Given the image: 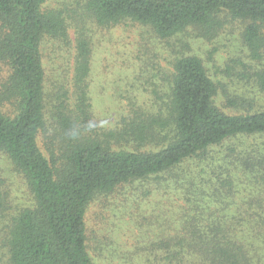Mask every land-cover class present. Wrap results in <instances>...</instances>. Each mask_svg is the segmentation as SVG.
<instances>
[{"label": "trees", "instance_id": "trees-1", "mask_svg": "<svg viewBox=\"0 0 264 264\" xmlns=\"http://www.w3.org/2000/svg\"><path fill=\"white\" fill-rule=\"evenodd\" d=\"M66 2L61 9L48 0H0V152L32 197L6 228L8 264H94L89 207L135 182L148 183V193L151 187L181 191L187 205L174 235L164 231L167 236L151 245L150 254L162 258L156 264H264V108L223 112L204 62L182 55L161 75L163 83L156 82L149 108L132 101L122 129L104 138L93 134L88 24L133 22L168 40L190 29L214 35L226 14L246 23L243 41L261 60L264 0ZM50 40L70 49L74 63L68 87L48 95L44 50ZM258 79L264 91V71ZM48 126L55 127L57 147L45 152L40 141ZM124 143L134 147L121 149ZM244 174L263 190L236 201Z\"/></svg>", "mask_w": 264, "mask_h": 264}, {"label": "rangeland", "instance_id": "rangeland-1", "mask_svg": "<svg viewBox=\"0 0 264 264\" xmlns=\"http://www.w3.org/2000/svg\"><path fill=\"white\" fill-rule=\"evenodd\" d=\"M65 3L66 0H48L53 8L62 9ZM222 16L223 28L214 35L190 29L168 40L158 38L138 23L127 22L113 28L88 23L93 43L89 76L92 133L106 137L122 129L120 121L129 115L132 101L149 108L156 82L163 83L161 75L170 74L173 61L182 55H196L204 62L217 84L215 104L220 110L240 115L263 109L264 91L258 75L264 71V50L261 60L252 58L243 41L246 23L226 14ZM70 34L74 40L75 30H70ZM73 63L70 49L54 40L46 43L44 66L48 95L59 86L68 87ZM54 129L48 126L41 138L40 146L45 152L46 147H57ZM261 141L263 143L264 138ZM245 142L250 144V140ZM237 144H244V138ZM113 145L114 149L120 147ZM131 147H134L132 143H124L121 149L132 150ZM244 150H248L247 147ZM259 151L264 155L263 144ZM148 185L142 182L125 185V189L97 197L90 205L88 249L94 264H156L162 260L161 256L150 254V247L161 235L167 236L164 231L174 235V230L181 226L180 216L187 205L181 191L165 187L157 191L151 187L153 193H148L149 190L143 188ZM237 185L236 201H246L263 190L253 186L250 176L245 174ZM0 197L4 201V206L0 207V264H8L6 228L11 216L32 205V197L24 179L1 152Z\"/></svg>", "mask_w": 264, "mask_h": 264}]
</instances>
